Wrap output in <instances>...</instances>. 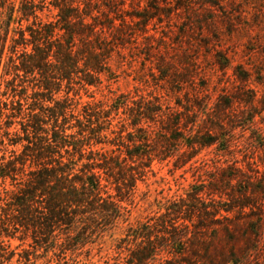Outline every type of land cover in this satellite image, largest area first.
Wrapping results in <instances>:
<instances>
[{
    "label": "trees",
    "instance_id": "16d2710c",
    "mask_svg": "<svg viewBox=\"0 0 264 264\" xmlns=\"http://www.w3.org/2000/svg\"><path fill=\"white\" fill-rule=\"evenodd\" d=\"M132 1L133 11L124 9L126 0H0V251L2 234L20 232L35 251L77 264L71 255L127 219L121 202L154 159L177 156L185 164L193 157L186 151L214 142L210 125L207 139L197 134L192 105L198 97L187 92V105L175 101L181 110L163 108L161 95H144L138 87L136 98L127 93L114 105L89 101L79 112L68 91L54 97L63 81L68 89L72 83L85 88L99 82L100 73L113 74L110 62L122 65L132 25L145 32L153 18L170 17L160 5L168 0H146L142 8V0ZM172 1L174 10L194 2ZM119 109L131 130L123 121L113 129L111 114ZM202 192L192 187L157 217L128 226L116 245L117 253L125 252L124 263L195 264L183 259L189 224L194 216L198 224L212 223L214 216Z\"/></svg>",
    "mask_w": 264,
    "mask_h": 264
},
{
    "label": "rangeland",
    "instance_id": "374dc122",
    "mask_svg": "<svg viewBox=\"0 0 264 264\" xmlns=\"http://www.w3.org/2000/svg\"><path fill=\"white\" fill-rule=\"evenodd\" d=\"M168 1L160 5L171 11L170 17L153 18L145 32L132 25L122 65H115L116 58L110 62L113 74L102 72L99 82L85 88L72 83L68 89L63 81L54 97L68 91L79 112L89 101L114 105L127 93L136 98L138 87L144 95H161L163 108L181 110L175 101L187 105V92L198 97L192 105L197 134L207 139L204 132L210 125L214 142L186 151L193 157L185 164L177 156L154 159L132 196L121 202L129 210L127 219L71 257L76 255L77 264H125V252L117 253L116 245L126 228L157 217L167 202L186 198L197 187L203 188L202 200L213 212V222L198 224L193 217L183 259L195 264H264V0H194L178 10ZM123 7L136 8L132 0ZM46 14L41 15L44 20ZM35 82L29 83L28 94ZM3 89L2 84L0 92ZM122 111L111 114L112 127L119 130L123 121L131 130ZM1 239L5 249L0 264H62L51 252L35 251L30 237L20 232L2 234Z\"/></svg>",
    "mask_w": 264,
    "mask_h": 264
}]
</instances>
